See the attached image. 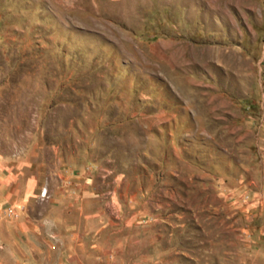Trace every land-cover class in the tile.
<instances>
[{
    "label": "rangeland",
    "instance_id": "rangeland-1",
    "mask_svg": "<svg viewBox=\"0 0 264 264\" xmlns=\"http://www.w3.org/2000/svg\"><path fill=\"white\" fill-rule=\"evenodd\" d=\"M0 264H264V0H0Z\"/></svg>",
    "mask_w": 264,
    "mask_h": 264
}]
</instances>
